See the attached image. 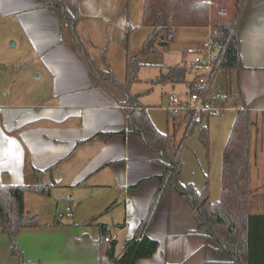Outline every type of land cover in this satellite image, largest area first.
I'll use <instances>...</instances> for the list:
<instances>
[{
    "label": "crops",
    "instance_id": "obj_1",
    "mask_svg": "<svg viewBox=\"0 0 264 264\" xmlns=\"http://www.w3.org/2000/svg\"><path fill=\"white\" fill-rule=\"evenodd\" d=\"M62 1L76 17L73 31L51 0H0V11L17 18L33 55L17 57L15 76L0 99V185L49 187L48 195L24 194L25 212L40 223L17 234L24 260L99 264L110 244L120 255L125 243L144 234L157 243L156 251L136 264H231L198 229L185 197L169 186L160 189L162 165L133 133L129 112L144 110L155 130L177 145L186 132L185 115H170L167 97L187 99L198 75L191 62L209 41L211 24L230 21L241 0H203L208 27L177 28L168 49L141 58L128 86L135 104L98 72L125 84L127 52L139 51L152 31L143 23L144 0ZM239 9L243 68L212 77L211 90L225 96V110L203 125L207 149L199 127L185 138L178 181L197 192L207 185L209 201L220 200L224 149L238 110L246 106L252 123L249 213L264 215V0H242ZM171 66L185 68L183 83H153ZM101 226L108 227L103 243ZM11 246L0 231V264H18Z\"/></svg>",
    "mask_w": 264,
    "mask_h": 264
},
{
    "label": "trees",
    "instance_id": "obj_2",
    "mask_svg": "<svg viewBox=\"0 0 264 264\" xmlns=\"http://www.w3.org/2000/svg\"><path fill=\"white\" fill-rule=\"evenodd\" d=\"M50 5L60 11L73 31L76 17H71L67 13L64 2L51 0ZM238 10L240 12V9ZM237 13L233 14L230 21L221 22L217 19L211 24L210 38L220 44L218 57L213 64L212 76L218 71L243 68L238 50L239 35L236 23L239 14ZM143 23L151 27L152 31L139 51L134 54L127 52L125 84L120 85L107 72H98L100 77L120 87L126 101L132 104H135L134 98L129 96L128 86L137 79L141 66L140 59L152 52L168 49L174 42L177 28L208 27L210 25L209 8L203 0H144ZM73 41L77 42L75 39ZM3 69L4 66L0 65V70ZM185 74L184 67L171 66L167 74L161 75L153 83L163 81L183 83ZM193 90L194 84L191 83L190 91ZM135 107L139 108L138 103ZM129 113L133 133L158 156V161L162 165L160 189L169 186L185 197L186 203L195 212L198 229H202L209 239L218 243V251L227 253L232 259L231 264H264V215L249 213L251 195L249 156L252 123L248 107L245 106L237 112L223 153L221 197L214 203L208 199L207 185L197 192L191 186H183L178 181L183 142L197 126L192 120V113H186L184 116L186 132L177 145H174L170 135H161L155 130L144 110L136 109ZM198 131L200 142L207 149L209 146L207 129L201 126ZM26 192L48 195L49 187L0 185V231L8 236L12 245L11 254L17 257L18 264H38L26 262L16 242L17 234L21 229L40 227L38 217L30 216L25 212L24 194ZM100 228V242L103 243L108 227ZM156 247L155 241L148 239L144 234H138L125 243L120 255H116L114 245L110 244L106 252L101 254L99 264H136L142 258L151 257Z\"/></svg>",
    "mask_w": 264,
    "mask_h": 264
},
{
    "label": "built area",
    "instance_id": "obj_3",
    "mask_svg": "<svg viewBox=\"0 0 264 264\" xmlns=\"http://www.w3.org/2000/svg\"><path fill=\"white\" fill-rule=\"evenodd\" d=\"M219 47L220 44L210 38L201 48V54L194 56L191 69L198 75L193 82L194 90H189L186 100L180 99L174 94L167 97L169 114L177 116L192 113V120L196 123V128L205 125L210 117L219 115L225 110V96L211 90L212 69L218 57Z\"/></svg>",
    "mask_w": 264,
    "mask_h": 264
},
{
    "label": "rangeland",
    "instance_id": "obj_4",
    "mask_svg": "<svg viewBox=\"0 0 264 264\" xmlns=\"http://www.w3.org/2000/svg\"><path fill=\"white\" fill-rule=\"evenodd\" d=\"M241 5L242 0L240 4L232 7L233 9L230 11V16H234L233 13L236 12H238L237 15L240 14L238 9L241 7ZM16 19L17 18L14 15L4 14L2 11H0V65H5L7 67L5 70L0 72V99H2L3 94L7 91L9 81L15 76L16 70L12 67H15L17 57H24L22 60H32L31 58H33L30 47L24 43V37L21 31L18 29ZM36 75L37 73L34 75V77H36ZM180 88L181 86H179V89ZM169 94H171V92H169Z\"/></svg>",
    "mask_w": 264,
    "mask_h": 264
}]
</instances>
